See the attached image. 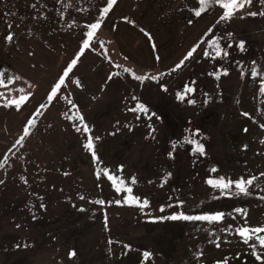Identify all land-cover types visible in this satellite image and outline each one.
I'll return each mask as SVG.
<instances>
[{
	"label": "rangeland",
	"instance_id": "rangeland-1",
	"mask_svg": "<svg viewBox=\"0 0 264 264\" xmlns=\"http://www.w3.org/2000/svg\"><path fill=\"white\" fill-rule=\"evenodd\" d=\"M104 2L0 0V72L20 77L8 89L0 87V264H215L219 258L228 264H258L238 236L222 229L243 223L240 217L231 218L235 207L247 211L250 226H264V177L259 175L264 172V95L258 91L259 80L251 78L254 66L264 73V16L241 18L248 11L264 12L259 0L218 26V8L200 18L190 14L185 5L194 0H117L98 32L95 49L85 52L71 74L82 87L67 81L60 99L35 117L36 126L22 146L13 147L77 51L83 25L96 18ZM8 25L14 34L11 44L2 39ZM209 27L221 37L229 56L213 60L197 49L181 69L171 71ZM228 32L234 36L229 38ZM240 40L246 42L243 52L235 46ZM125 68L149 79L137 81ZM185 85L195 90L179 101L176 94L183 93ZM21 88L24 92L18 91ZM26 94L30 98L20 110L2 106L4 97ZM133 96L148 113L128 110L136 103ZM77 111L93 138L100 137L94 139L99 164L82 148L85 135L65 119ZM245 112L249 115H242ZM195 129L205 144L204 157L192 156L190 145L180 143ZM121 165L122 173L117 171ZM212 167L233 178L257 176L252 194L212 199L218 193L204 183ZM104 168L123 178L132 195L141 202L147 199L149 207L141 210L124 203L127 193H116L106 177L97 179L95 173ZM96 200L105 203L90 202ZM177 200L184 201L182 209L167 207ZM181 210L231 215L217 225L154 219ZM213 236L219 238V249L210 243ZM70 250L77 253L73 261L67 256ZM201 250L204 255L197 260ZM144 251L151 253L148 260H143Z\"/></svg>",
	"mask_w": 264,
	"mask_h": 264
},
{
	"label": "snow or ice",
	"instance_id": "snow-or-ice-1",
	"mask_svg": "<svg viewBox=\"0 0 264 264\" xmlns=\"http://www.w3.org/2000/svg\"><path fill=\"white\" fill-rule=\"evenodd\" d=\"M253 0H194L191 6L185 5L188 8L190 14L196 18H200L202 14L208 12L212 8H218L220 11L218 13L217 19L215 24L218 26L222 22H229L232 18L241 10L245 9L246 7L251 6ZM117 3V0H105L102 7H100L97 11L96 18L91 22H86L81 31L80 42L78 43L77 51L74 52L73 57L69 60L66 66L62 69L61 74L58 75L57 79L49 86V90L46 93V102H41L38 107L34 110L33 114L30 118L27 119L25 126L23 127V135L20 136L19 139L15 141L13 147L17 145L22 146L23 141L26 137L30 135V129L36 126L35 117L41 115V110H44L50 107L54 102L60 99V93L62 89L66 86V82L71 80V74L73 73L75 67L77 66L80 58L85 54L88 50H94L96 41L98 40V32L102 27L104 19L108 16L110 11L113 9L114 5ZM261 5H264V0H259ZM244 15L255 17L257 15L264 16V12H255V11H248L241 15V18H244ZM35 18V17H34ZM125 22L132 24L135 26V21L130 20L128 17H124ZM189 24L192 23V20L189 19ZM9 31L7 34L2 37L4 41L11 44L14 40V34L11 31L12 25H8ZM141 32L144 33L150 40L152 39L151 34L148 33L143 28L140 29ZM227 36L232 38L234 36L233 33L228 32ZM221 37H217L215 35L214 29L209 27L206 32L202 35V37L193 44L186 52L179 62H177L171 71H177L181 69L185 62L188 61L190 58H193L194 54L197 53V49H201V53L203 57L210 58V59H217L220 57H228L229 52L224 51L221 47ZM245 41L240 40L235 46L239 49V51L243 52L245 50ZM201 45H206L205 48H201ZM100 46L103 47V41H100ZM153 49H155V44L152 45ZM233 47L232 43L227 44V48L231 49ZM32 55V53H29ZM159 59V57H157ZM255 61L252 62L255 65ZM124 71L126 73H130L132 78L143 82L145 79H149V77H145L143 75H136L134 72L131 71L129 68H125ZM224 74L227 75V70H224ZM211 75V73H210ZM216 78L219 79V74H216ZM251 78L255 80H259V87L258 91L261 95H264V73H262L257 67H252L251 69ZM20 79L17 75L9 76L7 71L0 72V87L8 89L9 85L14 84L16 81ZM108 79L111 80L112 76L109 75ZM151 80L155 81L158 79L157 76L150 77ZM71 83H74L77 87H82L80 84L79 79L71 80ZM193 84L195 81L192 82ZM161 89L163 91H167V88L161 85ZM194 88L188 85L184 86L183 93L178 92L176 94V99L179 101H183L185 96L194 92ZM18 91L24 92V89L21 88ZM29 95H20L17 99H8L4 97V104L2 105L5 108H15L16 110H20L22 105L25 104L26 101L29 100ZM67 100V97H65ZM133 101H136L134 107L129 108V111L132 112H140V113H148L149 109L141 102L137 101L135 96L132 97ZM189 104L195 103V101L189 99L187 101ZM67 103L71 105L72 108H77V105L72 100H67ZM207 103V101H205ZM244 116H248L247 112L242 113ZM159 118V117H157ZM65 119L70 120L74 124V130L77 133H83L85 135V142L82 144V148L90 153L91 160L94 165L100 163V158L95 151V144L94 139L99 140L100 137H95L90 134L92 129L88 126L85 122V118L82 114L77 111V114L74 116L65 115ZM78 121V123H77ZM151 128V125H149ZM260 127L264 129V124H260ZM131 130V129H129ZM154 131V130H153ZM244 132H247L248 129H243ZM151 135V132L149 133ZM200 130L195 129L190 135L184 136L183 140L180 143L190 145V154L194 157H204L207 155L205 144L201 142L199 139ZM261 143L264 144V140H261ZM173 150L177 147V142L173 141L171 144ZM244 149H247V145L243 146ZM167 155L171 158L173 156V152H168ZM118 172H123V165L119 166L117 169ZM209 176L204 181V183L211 189L213 192L218 193L217 195H213L212 199H218L220 197L232 199L240 196H250L252 193L250 189L252 188L254 181L257 180V176L252 175L249 177H245L243 175L239 177H229L227 174L220 175L219 169L217 167H212L209 170ZM97 179H100L101 176L106 177L107 180L111 183V187L115 190L116 193H127V196L123 198V202L128 205H136L141 210L149 207V201L147 199L143 200L142 202L140 199L134 195H132L133 189L125 183V180L120 176L113 174L110 172L109 169L104 168L102 170H98L96 173ZM67 175V173H65ZM171 173H167L166 176L163 178L164 183L171 177ZM261 177H264V172L259 174ZM23 179V178H22ZM23 182L26 184L27 180L23 179ZM0 183H3L0 180ZM131 183H136V178L133 176L131 177ZM163 186V185H161ZM81 200L85 199L84 196L79 197ZM91 203H96L99 205H103L105 203L104 200H96L90 201ZM117 205L121 204V200H115ZM184 201L177 200L175 205L169 204L167 207L172 208H183ZM41 209L45 208V205L41 203L39 205ZM79 211H85L84 208L78 209ZM159 211L163 213L165 211V206H161ZM233 212L236 215H233L231 218L236 220L237 217H240L243 221L242 224L233 227L232 224L227 225L225 228L222 229L225 233H234L236 236L240 238L242 244L246 245L250 250V256L254 259V261L258 262V264H264V226H250L247 223V211L241 207H235ZM231 215L230 213H226L224 211H204L201 214H187L185 211H172L170 214L166 216L156 217V220H170V221H185V222H201L207 223L209 225H217L221 224L226 216ZM33 220L36 219V216L33 214ZM107 218L105 217V221ZM19 228L20 225H17ZM105 227H107V223H105ZM213 243L214 246L219 249L220 242L219 238L213 236V239L210 241ZM27 245H25L26 247ZM19 247V245H18ZM125 248H129L128 245H124ZM77 253L75 250H70L67 253L68 259L73 261L76 257ZM203 251H199L195 254V258L199 260L203 257ZM151 256L149 251H144L142 253L143 260H148ZM143 264V262H142ZM215 264H228V261L224 258H219L215 261Z\"/></svg>",
	"mask_w": 264,
	"mask_h": 264
}]
</instances>
